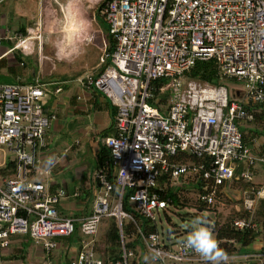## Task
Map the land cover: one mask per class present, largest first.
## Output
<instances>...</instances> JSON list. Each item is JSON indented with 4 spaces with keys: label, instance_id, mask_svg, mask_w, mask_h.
<instances>
[{
    "label": "built area",
    "instance_id": "obj_1",
    "mask_svg": "<svg viewBox=\"0 0 264 264\" xmlns=\"http://www.w3.org/2000/svg\"><path fill=\"white\" fill-rule=\"evenodd\" d=\"M102 16L114 48L102 51L105 69L83 83L101 92L116 115L113 133L103 139L110 170L93 176L92 213L81 219L62 214L66 190H51L37 179L39 155L56 119L44 110V85L1 86L0 147L12 158L0 165V249H9L19 236L50 254L78 230V240L67 246L74 252L70 264L210 262L186 239L175 243L158 230L146 233L142 221L156 225L158 212L170 207L160 198L159 183L168 175L170 183L194 185L199 192L192 195L207 206H223L241 181L252 184L243 202L250 218L236 219L233 226L256 230L251 217L264 199V183H252L254 170L264 169V119L255 118L264 113V0H108ZM37 28L26 34L3 29L0 47L2 40L11 46L0 59L16 51L29 55L33 41L42 42L40 24ZM209 61L217 84L188 76L198 62ZM223 79L242 87L229 90ZM255 128L258 138L245 131ZM106 218L116 220L120 235V257L112 263L96 250ZM124 221L136 230L131 240L139 243L133 248L126 245Z\"/></svg>",
    "mask_w": 264,
    "mask_h": 264
},
{
    "label": "crops",
    "instance_id": "obj_2",
    "mask_svg": "<svg viewBox=\"0 0 264 264\" xmlns=\"http://www.w3.org/2000/svg\"><path fill=\"white\" fill-rule=\"evenodd\" d=\"M51 2H53L51 7L55 9L57 15H60L59 24L55 21V13L52 12L51 9L48 11L45 10V14L42 10V19L40 20L42 24H40V27L41 31H44V35L50 33V36H55L61 27V16L66 18V14H69L70 11H72V14H76V12L72 8V5H68L67 7V4L63 0H52ZM37 5H40V0H37ZM48 6L49 4L47 7ZM4 16L5 14L2 8H0V35L3 29L6 28L12 31H19L25 26L27 33L29 30H32L29 28V19L26 24L14 30L15 28L11 25L12 20L10 25L7 21H2ZM94 20L96 21L95 18ZM91 31H93L92 26L87 33V35H89L88 39ZM108 39V34H106V38L101 43L102 50H106L109 46ZM6 43L9 42L7 40H2V45ZM37 43L39 46L37 48L38 51H34L33 48L27 56L23 57L19 51H16L13 55L0 59V68L1 70L7 69L8 74H10L8 67L13 69L10 75L17 81L14 84H22L19 80L24 79L29 84L44 85V87L51 92L50 97L47 99L49 107H47L48 109L45 108V111L49 114H55L56 119L52 122L51 128L46 135L47 146L39 155L38 170L41 174L37 176V179L39 181L43 180L42 182L44 183H48L51 190L58 188H64L66 190L68 197L61 203V212L64 213V215L78 219L85 218L91 215L93 201L97 194V183L94 181L93 176L96 171V157L101 147L104 145L103 132L108 130L109 135L113 133L114 120L112 118V106L101 92L93 87L84 85V79L88 75L95 76V74L88 72H76L77 74L69 72L59 77V75L54 74V71L52 72L47 68L49 62L53 60L56 62L59 57L54 58L52 55L48 57L45 55V48H50V46L48 45L49 42L44 40V37L41 43ZM47 45L49 47H47ZM86 45L84 44V46ZM29 48L30 46L28 49ZM6 49L7 48L2 50L0 54ZM35 54H37L36 59L34 58ZM27 59H33V61L30 62ZM28 61L29 64L27 63ZM17 64L26 69L23 71V74L15 73L14 67ZM27 65L29 67H27ZM85 115H87L86 117L89 119V124H82V121L77 120L78 118L85 117ZM247 130L250 131H248V133L253 134L250 129H245V131ZM258 137L259 136H257V138ZM58 143L61 145V149L57 148ZM68 172L70 174H67ZM262 174H264V169L258 168L252 183L255 185L263 184L264 180L258 184L254 182L255 178ZM250 188L251 186L246 189L239 187L237 191L238 196H241L244 200L248 196L246 191ZM262 201L263 200H261V202ZM23 238L24 237L13 238L9 249H0V264L20 262L21 260H3L14 251L19 253L21 249L26 251V259L21 261L20 264H36L39 263V261H43L44 264H66L64 261L60 260L59 255L62 254L64 259V256L68 254L69 251L67 246L70 248L74 243H70L68 239H61L59 240V248L53 253L47 254L39 246H36V249H32L30 247L31 245L27 244L25 247ZM31 243L32 241L30 244ZM36 254L39 255L37 259L35 258Z\"/></svg>",
    "mask_w": 264,
    "mask_h": 264
},
{
    "label": "rangeland",
    "instance_id": "obj_3",
    "mask_svg": "<svg viewBox=\"0 0 264 264\" xmlns=\"http://www.w3.org/2000/svg\"><path fill=\"white\" fill-rule=\"evenodd\" d=\"M51 1L52 0H40V5H37V0H7L3 5L0 6V8H2L3 13L5 14L2 21L3 22L7 21L8 24L10 25L11 20H12L11 25L13 28H15L14 30H16L17 27H20L21 25L26 24L27 20L29 19L30 20L29 28H31L32 30L35 29L36 31V28L39 26V24H42L40 21L42 19V15H41L42 10L44 11V14H45V10L48 11L51 9V11L55 13V21L58 22L57 24H59L60 15H57L55 9L51 7L53 5V2ZM63 1L67 4V7L68 5H72V8L75 10L76 13L79 12L80 14H82L83 18L87 21L89 28L92 26L93 31H91L89 39H88L89 35H86L85 42L83 43V45L80 46L81 47L80 54L75 55L71 59H64V58L59 57L54 47V37L55 36L53 35L50 36V33L48 34L46 33L44 35V31H43L42 34H43L44 40L46 42L48 41L49 42L48 45L50 46V48H45V55L47 57L49 55H52L54 58L59 57L57 59V61L59 62L57 61L55 62V60H53L52 62H49V64L47 65V68L52 72L54 71V74L59 75V77L64 76L66 75L64 73H69V72H73V73L88 72V73L97 75L100 72L99 59L101 55L103 54L101 43L106 38L107 32H106L104 25H102L98 21V19L96 20L97 22L94 20V13H95V10L99 8L103 0H63ZM48 4L49 6L47 7ZM66 15L68 16L69 14H66ZM61 18L63 20L64 17L61 16ZM32 44H33L34 51H38L37 49L39 47L38 43L36 41H33ZM84 44L85 45L88 44V45L84 46ZM48 45L47 47H49ZM10 46L11 44L9 43L3 44L0 47V52ZM36 55L37 54L34 55L35 59L37 57ZM27 60H29L30 62L33 61V59H27ZM29 61L27 62L28 64H29ZM27 67L29 66L27 65ZM14 69H15V73H18V74H23V71L26 70L22 66L20 67L19 64L15 65ZM19 81L22 84H29L24 79H20ZM16 82H17L16 79L12 75L7 73V69L1 70L0 68V87L4 85H13ZM221 82L223 83L225 87L229 88V90H238L242 87V82H237L235 80L223 79L221 80ZM42 87L46 93L45 94L46 97L44 98V101H43L44 110H45V108L48 109L47 107H49L47 99L50 97L51 92H49L44 86ZM86 116L87 115H85V117L83 118L82 117L78 118L77 120L82 121L81 122L82 124H89L88 122L89 119ZM60 146L61 145L58 143L57 148L61 149ZM11 158H12V155L8 152V150L5 147H0V165ZM67 174H70V173L68 172ZM263 180H264V174L256 177L254 182L258 184V183L263 182ZM181 195H182L181 200L184 201L185 206L180 207V208L170 207L166 211H159L158 215L156 216L155 222L157 225L158 233L160 237L165 241H167V239L170 238L175 243H178L182 240L187 239V236L191 233V231L193 230V227L200 226V224L196 223L197 218H199L202 225L207 227L212 232L213 236L215 237L216 232L218 231V228L224 222H226L227 218L230 216V214H232L234 207L236 206L235 203L241 198V196H238L237 191H232V192L229 191L228 197H229V200H231L230 203L227 202V204L224 203L223 206H216L212 209V211H209V212H202V211H198L197 209L193 208V205L195 203L194 195H192L190 192H183ZM263 202L264 201L262 202L260 201L258 203L255 209V212L253 216L251 217L253 219V222L256 224V230L257 231L260 230V235H261L262 228L260 224H258V221H256V215L259 209L261 210L263 209L264 211V208L262 206ZM59 210L62 211L61 204L59 206ZM248 218H250V215H248ZM103 231L104 230L102 229V232ZM100 233L101 232H99V237L101 235ZM262 238L263 237H258L255 244L251 246L250 250H252L251 252H253V254H256V253L260 254L264 252V251L261 252L262 246L264 243V242L262 243ZM23 239H24L25 247L28 244V245H31L30 247L32 249H36V245L33 242H32L33 244L32 243L30 244L31 241L29 240L28 237H24ZM73 256H74V252H71L70 250L68 251V254L64 256V259H63L62 254L59 255L60 260L64 261L65 263L67 259H69V257L72 258ZM243 256L245 255H239L237 258H234V259L229 258L222 262L228 263V264H264V258H261V259L252 258L250 260H246V258ZM35 258L36 259L39 258V255L36 254ZM6 259L7 260L4 259L3 261H13V260H9V258H6ZM20 262H10V263L20 264ZM39 263L44 264L43 261L41 262L39 261ZM39 263H36V264H39Z\"/></svg>",
    "mask_w": 264,
    "mask_h": 264
},
{
    "label": "trees",
    "instance_id": "obj_4",
    "mask_svg": "<svg viewBox=\"0 0 264 264\" xmlns=\"http://www.w3.org/2000/svg\"><path fill=\"white\" fill-rule=\"evenodd\" d=\"M108 0H104L98 9L95 10L94 18L104 25L106 32L108 34V43L109 46L105 50V52L111 53L114 48V43L111 38V36L108 33V27L104 21V17L102 16V9L105 7V4ZM19 31H22L23 34L27 33L26 27H22ZM1 61V60H0ZM107 64H101L100 72H102ZM8 71L11 74L13 72V69L11 67H8ZM99 72V73H100ZM98 73V74H99ZM189 77L208 82L211 84H217L219 81L216 77V68L215 64L212 61L209 62H198L195 67L189 72ZM111 105V104H110ZM112 106V105H111ZM255 107V106H254ZM252 108V107H251ZM116 115V108L112 106V118L114 120V117ZM256 122H262L264 119V113H258L255 114ZM256 129V128H255ZM253 132L254 136H259L260 132L258 129L251 130ZM108 130L103 132V139L107 137ZM247 137V135H246ZM111 159L110 150L103 145L100 149L99 154L96 157V164H95V170H100L101 168H107L110 170L109 162ZM258 168L254 170L255 175L257 174ZM4 174V172L2 173ZM109 178L111 179V173H109ZM168 175H165L159 179L160 185L164 188V190L160 193V198L163 200H166L169 202L170 207H176L180 208L185 206L184 201L181 200V194L183 192H190L191 194H197L199 191L196 189V187L193 185L182 187L181 181L180 183L174 184L168 182ZM182 180V178H180ZM112 180V179H111ZM167 183V184H165ZM252 184L246 183L244 181L240 182V188L246 189L249 188ZM195 197V196H194ZM127 200L125 199L123 202L124 210L128 211V205ZM264 201V199H263ZM183 202V203H182ZM231 202L228 198H224V203L227 204ZM243 198L238 200L235 204L234 210L232 214L227 218L226 222H224L216 232L215 239L218 243L219 248L225 253L226 258L232 257V256H239V255H251L253 252L250 250L251 246L255 244L258 237L262 238V243L264 242V211L263 209H259L256 215V221H258V224H260L262 230L260 235V230H238L234 228L233 221L236 219H248V214L244 210L243 206ZM263 208H264V202H263ZM169 207V208H170ZM216 206H207L206 204H203L200 202L199 199L195 197V203L193 205V208L197 209L198 211L202 212H209L212 211V209ZM149 223L143 219L142 221V228L143 230L148 232H156L157 227L156 225H148ZM102 229L104 230L102 232ZM123 231H124V237L126 241V245L130 248H133L135 244L139 243V240L132 241L131 238L133 237V234L135 233V228L133 224L124 221L123 222ZM100 237L98 241V245L96 250L101 254V256H105L107 263L109 262H115L120 257V235H119V228L117 225V222L114 218H106L103 219L100 226ZM19 236H16L14 238H17ZM78 230H76L75 234L68 238V241L70 243L76 242L78 240ZM13 239V238H12ZM261 239V238H260ZM264 251V243L262 246L261 252ZM264 252H262L263 254ZM259 254V253H256ZM261 254V253H260ZM104 257V258H105ZM6 258H9V260H21L24 261L26 259V251L21 249L19 253L13 252L12 254H9ZM252 258H246V260H250ZM261 259V258H259ZM6 260V259H5ZM70 258L67 259L66 264H70ZM224 261V260H223ZM204 264H211V262H207ZM220 264H228L224 262H220Z\"/></svg>",
    "mask_w": 264,
    "mask_h": 264
},
{
    "label": "clouds",
    "instance_id": "obj_5",
    "mask_svg": "<svg viewBox=\"0 0 264 264\" xmlns=\"http://www.w3.org/2000/svg\"><path fill=\"white\" fill-rule=\"evenodd\" d=\"M89 30V25L82 14L79 12L72 14L70 12L62 20L60 30L54 37V47L57 55L64 59H71L80 54V46L85 42ZM196 223L200 226L193 227V230L187 236L186 245L199 253L204 260L210 261L211 264H220L221 261L226 260V255L219 248L212 232L202 225L199 218H197Z\"/></svg>",
    "mask_w": 264,
    "mask_h": 264
}]
</instances>
